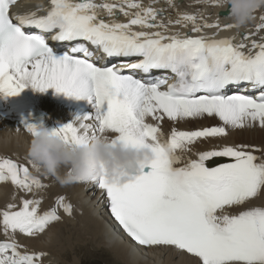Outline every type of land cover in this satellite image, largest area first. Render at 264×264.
I'll return each mask as SVG.
<instances>
[{"label": "snow or ice", "instance_id": "snow-or-ice-1", "mask_svg": "<svg viewBox=\"0 0 264 264\" xmlns=\"http://www.w3.org/2000/svg\"><path fill=\"white\" fill-rule=\"evenodd\" d=\"M16 3L0 0V94L17 96L31 87L86 98L93 111L76 116L52 134L68 144H81L111 132L113 142L151 148L152 160L126 182H112L103 174L90 181L105 193L111 216L127 236L141 246L180 250L198 264H264V206L244 208L264 195V156L255 154L260 149L214 146L177 166L178 152L191 151L200 141L227 137L230 128L258 124L264 129V37L244 35L237 43L234 38L166 35L168 26L157 20L160 13L136 0L100 4L50 0L43 15L14 13ZM101 10L109 17L123 14L127 22L106 21ZM174 23H191L193 33L221 28L218 22L201 25L196 16L186 13ZM256 30H264V22ZM49 34L67 49L58 52L50 46ZM87 44L120 64L93 61ZM154 71L162 74L153 76ZM172 77L174 82L169 83ZM230 89L236 91L229 94ZM149 117L155 121L215 118L221 124L174 128L162 141L160 127L148 123ZM89 120L95 123H86ZM23 127L32 136L39 131L31 123ZM6 181L25 193L45 187L27 166L2 157L0 182ZM40 204L39 199L23 198L18 208L8 204L0 210L7 237L0 240V264H44V252L22 251L24 246L14 235L34 238L61 219L57 208L71 216L73 207L62 196L43 213ZM232 208L238 213L230 214Z\"/></svg>", "mask_w": 264, "mask_h": 264}, {"label": "bare ground", "instance_id": "bare-ground-1", "mask_svg": "<svg viewBox=\"0 0 264 264\" xmlns=\"http://www.w3.org/2000/svg\"><path fill=\"white\" fill-rule=\"evenodd\" d=\"M47 2L48 0H21L15 4L13 10L24 13L36 11L37 15H43L47 11ZM94 2L98 4L119 3V0H94ZM136 2L145 7H152L160 13L157 20L163 21L168 26L169 30L165 33L166 35L179 33L193 36L204 35L217 39L234 38V42L237 43L242 40L244 35L257 40L264 37V30L259 32L256 30L257 25L264 22L261 21V17L264 16V8L259 9L254 18L243 28L225 29L223 25L233 24V21L229 12L219 7L216 0H172L171 5L169 0H136ZM130 11L135 12L136 9H130ZM185 13L196 16L197 23L201 25L205 22H218L221 28H203L201 33H193L191 23L187 26L174 23L181 14ZM100 15L109 22L114 18L119 22H127L128 19L119 13L116 17H109L103 10ZM170 20L173 23L170 24ZM145 30L155 31L156 29ZM0 98L3 100V106L0 107V158H11L19 164L27 166L31 175L39 178L45 186L32 193H25L10 181L0 182V210L6 208L8 204H15L18 208L21 200L28 198L39 199L41 201L40 212L43 213L55 207L60 196L64 197L65 203H70L73 207L71 216L65 213L62 208H57L61 219L52 222L45 232L34 238L16 233L14 239L24 246L22 251L44 252L46 254L44 264H78L85 257L93 254L100 246L106 248L105 252L108 253V258L114 264H198L189 254L172 247H147L134 242L111 216L105 193L94 183L75 182L76 184L70 188L69 193L65 194L64 184L51 175L37 171L29 163L28 150L33 136L23 127L24 123H31L38 129L46 128L52 132L64 124L74 122L76 116L92 112L93 108L86 98L77 100L63 93H56L55 89L50 88L45 92H40L31 87H26L17 96L5 97L0 94ZM4 111L10 113L3 115ZM212 121L220 122L215 118L173 122L177 126L180 125L181 129L189 130L191 127L194 128L193 126L196 128L202 126L201 123L209 124ZM86 123L94 124L95 121L89 120ZM164 124L168 126H163L164 129H169L168 120H164ZM104 135L109 138L115 136L111 132H106ZM16 136H18V141H15ZM233 141L264 142V129L260 128L258 124L243 129L230 128L227 137L198 142L187 156L197 158L198 151L209 150L214 146L219 147L228 142L233 143ZM64 174L65 169H62L61 175ZM247 205L246 207H249ZM263 205L261 204V206ZM235 212L238 213V211ZM85 234H89L86 235V238L90 239L89 242L84 240ZM5 239L7 237L3 235V226L0 223V240ZM85 244L87 247L84 246Z\"/></svg>", "mask_w": 264, "mask_h": 264}, {"label": "clouds", "instance_id": "clouds-1", "mask_svg": "<svg viewBox=\"0 0 264 264\" xmlns=\"http://www.w3.org/2000/svg\"><path fill=\"white\" fill-rule=\"evenodd\" d=\"M218 6L229 12L233 24L243 28L255 13L264 8V0H217ZM29 161L61 184L90 182L92 177L106 175L115 183H124L148 164L153 153L149 146L133 145L121 140L113 142L104 135L81 144H68L60 136L41 128L33 136L28 150ZM67 169L61 175V170Z\"/></svg>", "mask_w": 264, "mask_h": 264}, {"label": "rangeland", "instance_id": "rangeland-1", "mask_svg": "<svg viewBox=\"0 0 264 264\" xmlns=\"http://www.w3.org/2000/svg\"><path fill=\"white\" fill-rule=\"evenodd\" d=\"M148 120H147V122L148 123H152V124H157V126H159L160 127V129L162 130L161 132H160V139L162 140V141H167L169 138H170V135H171V131L173 130V128H175L176 130L177 129H179V130H186L187 128H185V129H181L180 128V125H176V124H174V122L173 121H169L167 118H165L164 120L165 121H167L168 120V122H169V124H170V127H169V129H164V127L163 126H166L165 124H164V120H162V121H155V120H152L150 117L149 118H147ZM151 120V121H150ZM153 121V122H152ZM163 123V124H162ZM202 124V126H198V127H205V126H210V125H220L221 124V122H217V121H212V122H210L209 124H206V122L205 123H201ZM172 125V126H171ZM186 126H189V125H186ZM162 127V128H161ZM166 127H168V126H166ZM194 128H192L191 127V129H189V130H193V129H195V126H193ZM198 127H196V128H198ZM167 130H168V132H167ZM188 130V129H187ZM229 131V130H228ZM163 134V135H162ZM167 134H169L168 136H167ZM219 139V138H218ZM15 141H18V136H16V138H15ZM200 142H202V141H200ZM199 142V143H200ZM255 142V141H254ZM253 141H251V142H248V141H244V143H243V141L242 142H235V141H233V143H226L227 145H249L250 147H252V148H256V149H260V151L259 152H257V153H255V154H260V156H264V142H258V141H256L255 143H254ZM250 143V144H249ZM255 144V146H253ZM257 144H258V146H257ZM30 146V145H29ZM197 146V144H195V145H193L192 147H191V149L192 148H194V147H196ZM263 146V147H262ZM188 152L189 151H187V152H185L184 154H182L183 152H178L177 154L179 155V156H181V163L180 164H178L177 166L178 167H180V166H183L187 161H188V159H191L192 157H190V156H187L188 155ZM262 154V155H261ZM186 157V158H185ZM192 159H195V158H192ZM68 170L67 169H65V174H66V172H67ZM78 183V182H77ZM76 183L75 182H73V183H70V184H64L65 185V190H64V193L65 194H68L69 193V191H70V188L71 187H73L74 185H75ZM68 192V193H67ZM61 197V196H60ZM63 197V196H62ZM262 198V199H261ZM58 200V199H57ZM263 201V202H262ZM255 202V203H254ZM252 203H254V204H252ZM252 203H251V205L250 204H245L244 205V208L246 207V205L247 206H261V204L263 205L264 204V195H261L259 198H256V199H254L253 201H252ZM259 203V205H257ZM264 206V205H263ZM246 208H248V207H246ZM231 209H229L228 210V212L230 213V212H232V213H230V214H236L237 212H235V211H239L238 209H234V208H232V211H230ZM235 210V211H234ZM234 211V212H233ZM86 235H89V234H85L84 236H83V238H84V240L86 241V242H89L90 241V239L88 238H86ZM86 238V239H85ZM85 242V243H86ZM85 247H87V245L85 244L84 245ZM105 249L106 248H104V247H101L100 246V248H97L96 249V251L93 253V254H91V255H89V257H85V259H83L82 261H80L78 264H114V263H112V261L108 258V253L107 252H105ZM82 254V253H81ZM107 259V260H106Z\"/></svg>", "mask_w": 264, "mask_h": 264}, {"label": "water", "instance_id": "water-1", "mask_svg": "<svg viewBox=\"0 0 264 264\" xmlns=\"http://www.w3.org/2000/svg\"><path fill=\"white\" fill-rule=\"evenodd\" d=\"M218 160H219V162H225V161H226L225 158H219ZM209 164H210V165H214V164H216V163L209 162Z\"/></svg>", "mask_w": 264, "mask_h": 264}]
</instances>
